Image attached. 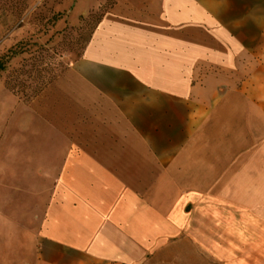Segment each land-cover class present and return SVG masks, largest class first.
<instances>
[{
  "label": "crops",
  "instance_id": "obj_1",
  "mask_svg": "<svg viewBox=\"0 0 264 264\" xmlns=\"http://www.w3.org/2000/svg\"><path fill=\"white\" fill-rule=\"evenodd\" d=\"M40 96L28 128L57 137L35 154L60 163L18 264H264V224L224 246L157 191L188 186L190 148L223 123L260 156L264 186V0H114Z\"/></svg>",
  "mask_w": 264,
  "mask_h": 264
},
{
  "label": "rangeland",
  "instance_id": "obj_2",
  "mask_svg": "<svg viewBox=\"0 0 264 264\" xmlns=\"http://www.w3.org/2000/svg\"><path fill=\"white\" fill-rule=\"evenodd\" d=\"M113 4L114 0H0V264L26 259L24 249L38 235L58 174V157L35 154L38 147L51 149L57 134L47 121L39 122L40 137L28 128L36 122L33 105L42 94L35 98L34 93L82 58ZM238 127L211 124L190 148L186 172L181 174L188 186L157 189L158 196L172 200L174 211L192 214L191 229L200 217L218 225L219 230L205 233L224 246L255 241L264 224L263 172L259 162L251 164L260 156H246Z\"/></svg>",
  "mask_w": 264,
  "mask_h": 264
},
{
  "label": "trees",
  "instance_id": "obj_3",
  "mask_svg": "<svg viewBox=\"0 0 264 264\" xmlns=\"http://www.w3.org/2000/svg\"><path fill=\"white\" fill-rule=\"evenodd\" d=\"M57 78H55V79H52V80H50L49 82H48V84L44 87V89H42V90H40V91H38V92H35L34 93V95H35V98L36 97H38L49 85H51L55 80H56ZM14 92V91H13ZM15 93V92H14Z\"/></svg>",
  "mask_w": 264,
  "mask_h": 264
}]
</instances>
